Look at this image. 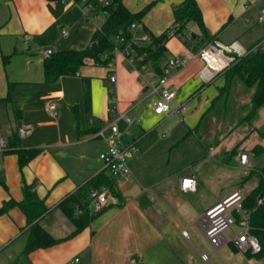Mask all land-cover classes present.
I'll return each instance as SVG.
<instances>
[{
    "label": "crops",
    "instance_id": "1",
    "mask_svg": "<svg viewBox=\"0 0 264 264\" xmlns=\"http://www.w3.org/2000/svg\"><path fill=\"white\" fill-rule=\"evenodd\" d=\"M97 1L63 4L60 0H0V264H68L75 257H80L81 264L211 263L212 257L204 260L203 252L201 262L192 254L180 253L177 240L186 237L187 231L186 238L192 242V237L207 242L199 227L202 216L197 222L192 217L199 212L203 215L221 199L217 196L209 204H199L196 196L205 180L195 168L164 169V155L172 144H138L128 160L131 173L116 180L119 195H111L104 211L79 233H75L76 226L59 204L99 173L110 175L99 158L108 150V142L96 135L121 115L134 121L128 127L120 123V127L126 129V139L137 143L194 99L197 103L190 113H186V108L179 116L194 121L193 128L187 125V133L196 137L194 130L212 102L201 92V82L209 83L199 76L204 64L198 51L212 40L224 44L238 41L248 50L260 46L264 42V25L259 21L264 0H197L206 33L191 21L183 32L192 35L191 41L178 37L168 41L166 64L174 57L187 59L188 64L170 75L176 92L174 112L162 115L153 111L158 81L154 82L157 74L152 65L138 64L133 68L122 53L114 56L113 67L88 64L74 75L45 82L44 50L51 48L55 53L94 44V34L106 19L104 13L88 4ZM182 2L124 0L133 13L150 6L140 23L156 36L175 27V9ZM63 30L68 31L67 36H63ZM143 32L139 30L138 35ZM5 57H10L7 63ZM112 76L116 77L115 83ZM52 103L56 105L57 117L49 110ZM1 139L7 140V147L1 146ZM198 141L207 155L216 158L212 155L214 147L206 148ZM12 142H17L20 149L36 148L41 152L21 167ZM208 161L213 166L219 164ZM186 176L196 179V191L181 189V178ZM243 179L235 190L243 186ZM26 185L34 186L38 197L44 200L48 211L39 223L59 243L25 255L30 225L19 204ZM174 195L186 202L176 203ZM9 201L13 206L3 212ZM240 232L241 227L237 233L232 231L229 239ZM226 244L238 249L231 242ZM249 259V264L255 262L254 258Z\"/></svg>",
    "mask_w": 264,
    "mask_h": 264
},
{
    "label": "trees",
    "instance_id": "2",
    "mask_svg": "<svg viewBox=\"0 0 264 264\" xmlns=\"http://www.w3.org/2000/svg\"><path fill=\"white\" fill-rule=\"evenodd\" d=\"M80 1V0H77ZM108 4H101L97 1L93 4L97 11L104 13L106 19L103 25L96 31L93 37L92 45L85 49H70L65 51L55 52L50 58L44 62L45 82L52 83L62 76L74 75L79 69L86 65L85 61L88 58L99 60L103 53H108L109 58L102 64L105 65L109 59L113 58V50L116 46V36L121 35L125 42L122 48L130 47L131 54L140 58L139 64L150 63L158 76L163 73V67L166 64L168 48L167 43L170 40L169 28L162 34L156 36L148 32L144 28V32L150 34V39L147 41H136L139 36L138 31L131 29L133 23H140L150 6L140 12H131L124 3V0H106ZM175 24L179 32H184L185 27L191 21L196 22L206 33V27L203 21L202 11L197 3V0H183L175 9ZM212 40V39H211ZM10 57H5V62L9 61ZM232 71L230 72L229 70ZM225 85L219 88V94L212 100L210 107L202 115L199 124L194 132L199 140L206 147H212L219 144V141H214L210 130V122L213 118H219L223 113L222 96L227 86H230L233 79L236 78L242 82L245 91H252L251 98L252 113L255 114L264 106V45L256 47L247 56L241 58L234 63L225 73ZM9 99V96L7 97ZM215 142V143H213ZM17 142H12L11 147H14V152L18 154L20 166L23 167L33 160L39 153L40 149H20ZM12 151V152H13ZM264 148L261 145L254 147L252 153L256 156L261 154ZM228 163V161H222ZM258 179L257 185L247 194L244 195V207L250 212L249 222L251 225V233L256 236L261 245L262 252L257 255L258 259L264 258V199L257 206L258 199L261 194H264V166L258 170H251L245 176L241 185L251 181L253 178ZM108 187L112 196H118L116 189V179L105 172H101L86 184L81 186L76 193L64 199L59 207L72 220L76 226L75 233H79L86 228L90 222L98 216L102 211L91 213L85 207L89 203V197L93 190ZM24 199L19 204L25 213L28 224L30 225V236L24 250V254H29L40 248H48L59 243V240L54 238L44 227L39 223L48 211L44 200L38 197L34 186L26 185L23 187ZM13 202H6L2 211L5 212ZM80 207L83 211L76 214V208ZM236 218L240 220V214H236ZM235 250H237L235 248ZM249 258L253 256L247 254Z\"/></svg>",
    "mask_w": 264,
    "mask_h": 264
},
{
    "label": "rangeland",
    "instance_id": "3",
    "mask_svg": "<svg viewBox=\"0 0 264 264\" xmlns=\"http://www.w3.org/2000/svg\"><path fill=\"white\" fill-rule=\"evenodd\" d=\"M98 1L101 4L104 3V0ZM262 25L264 24L262 23ZM262 45H264V42ZM229 71L231 72L232 69ZM158 78V75L153 78L155 83H157ZM225 80L224 74L209 84L201 82L200 87H202L203 96L206 99L213 100L219 94V88L225 85ZM231 83L230 86L226 87L222 96V115L218 119H211L210 122L212 138H214V141H219V144L212 146L215 149L212 155L216 156L218 160L228 161V163H221L215 157L207 155V152L198 141V136L195 137L194 133H187V125L190 126L189 128H193L194 121H185L175 114L164 125L155 127L147 133L144 139L136 143V146L139 144L141 147L147 145L168 147L172 144L164 155V169L167 166L172 169L181 167L182 171L187 168H195L205 180L204 186L196 196V200L200 205L209 204L217 196L222 200L225 194L230 195L235 190V185L246 176L247 170H258L261 166H264V151L258 156L252 153L257 145L264 148V106L253 114L251 104L253 90L245 91L242 82L236 78ZM196 103L194 99L187 103L186 113H190L192 106ZM243 153L249 155L250 160L247 167L240 165L239 158ZM208 160L219 164L213 166ZM106 171L109 173L108 170ZM257 182L258 179L255 177L241 186L242 189L240 187L237 190L243 195H247L257 185ZM174 198L176 203L177 201L186 202L175 195ZM174 206L175 203L172 205L173 212H175ZM195 208L197 209V207ZM201 216L200 212L198 214L194 213L192 221L197 222ZM232 231L237 233L240 231V227L234 225L225 232L226 237L230 238ZM192 238L193 242L184 236L177 240L179 251L183 254H192L200 262L202 261V252L210 255L212 257L211 263L202 262L203 264L251 263L242 250H234L230 244L224 245L216 254L213 253V249L204 239ZM189 261L192 262L190 259Z\"/></svg>",
    "mask_w": 264,
    "mask_h": 264
},
{
    "label": "built area",
    "instance_id": "4",
    "mask_svg": "<svg viewBox=\"0 0 264 264\" xmlns=\"http://www.w3.org/2000/svg\"><path fill=\"white\" fill-rule=\"evenodd\" d=\"M63 4L77 2V0H60ZM87 3V0H80ZM105 4L108 1L104 0ZM91 9L95 10V6L89 3ZM259 21L264 23V8H262L259 16ZM131 29L134 31L144 30L141 23H133ZM68 31L63 30V36H67ZM169 37H178L183 41H191L192 35H186L179 32L177 27H173L169 31ZM150 39L148 32H143L136 41H147ZM116 46L113 50V58L109 59L105 66L113 67L114 56L118 53L124 54L130 65L135 68L139 64L140 58L131 54L133 53L130 47L122 48L125 42L121 35L116 36ZM254 50V49H253ZM253 50H248L242 46L238 41L230 44H224L219 40H212L198 51V57L204 64V68L200 71L199 76L206 82L211 83L221 74L225 73L234 63L241 58L247 56ZM54 51L49 48L43 51L46 58H50ZM109 58L108 53H103L99 60L94 58L86 59L85 63L103 65L104 61ZM188 64L187 59L174 57L170 59L163 67V73L159 76L158 86L155 89L158 94V99L154 103L153 111L156 114H170L173 111L172 104L176 99V92L170 83V75L173 71L182 69ZM112 83H115L116 77H111ZM111 94L114 89L110 90ZM49 110L54 117L58 116V111L54 103L49 105ZM113 111V108L111 109ZM186 111V106L182 105L174 113L183 116ZM134 121L126 115H121L117 121L112 122L108 127L100 129L97 137L104 138L108 142V150L102 152L99 156L103 162L105 169L109 171L112 178L116 180L126 177L131 173L128 165V159L136 152V142L134 140L126 139V129L120 127V123H124L126 127L130 126ZM1 146L7 147V140L1 139ZM240 164L247 167L249 164V155L243 153L240 156ZM249 174V171H246ZM183 184L181 189L183 191H196L197 181L193 177H182ZM111 192L108 187L95 189L91 192L89 203L85 207L91 213H96L104 210L109 203ZM83 211L82 208H76V214ZM236 214H240V220L236 218ZM250 212L244 207V195L239 190H234L223 200L215 203L207 208L199 221V227L210 246L213 248L214 253H218L219 249L228 242L233 243L238 249L242 250L245 254L252 255L255 264H264V258L258 259L257 255L262 252V245L259 239L251 233V225L249 222ZM234 225L241 227V232L229 239L226 237L225 232L230 230ZM186 237H189L187 231L184 232ZM204 260H210V255L203 254ZM68 264H81L80 257H75Z\"/></svg>",
    "mask_w": 264,
    "mask_h": 264
},
{
    "label": "water",
    "instance_id": "5",
    "mask_svg": "<svg viewBox=\"0 0 264 264\" xmlns=\"http://www.w3.org/2000/svg\"><path fill=\"white\" fill-rule=\"evenodd\" d=\"M263 199H264V194H261L259 199H258L257 206H259L262 203Z\"/></svg>",
    "mask_w": 264,
    "mask_h": 264
}]
</instances>
